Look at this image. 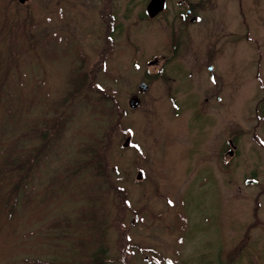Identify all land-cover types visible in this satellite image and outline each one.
<instances>
[{"label":"rangeland","instance_id":"1","mask_svg":"<svg viewBox=\"0 0 264 264\" xmlns=\"http://www.w3.org/2000/svg\"><path fill=\"white\" fill-rule=\"evenodd\" d=\"M110 1L120 29L107 38L99 0H0V162L38 146L17 140L23 133L66 120L14 199V176L0 174V264L89 261L98 230L80 212L90 208L106 264H264V0L250 5L253 25L241 13L239 29L257 39L251 64L243 45L217 60L214 89L196 48L218 47L215 22L206 37L193 28L187 55V27L171 17L180 0L144 21L149 0ZM207 4L201 14L218 13ZM81 75L87 86L75 93ZM228 137L233 155L219 168ZM87 145L115 169L110 180L82 167Z\"/></svg>","mask_w":264,"mask_h":264},{"label":"flooded vegetation","instance_id":"2","mask_svg":"<svg viewBox=\"0 0 264 264\" xmlns=\"http://www.w3.org/2000/svg\"><path fill=\"white\" fill-rule=\"evenodd\" d=\"M28 0H24L23 3H19L17 0L16 2L19 5H24L26 4ZM197 2L194 3L193 0H180L177 1V6L179 7V11L176 12L175 14H173L172 17V21L176 22L179 26H186L187 28V33L185 35L186 40L188 41V44L190 45V47H187L186 49V54L187 55H192V45L194 43L193 40V28H198L199 30H202L204 32V37H206V34L209 31H212V27H210V25L208 24H212V22H215L218 25V28H220L222 31V34H220V36H217V41L218 43V47L215 46H201L200 48H196L203 56H204V60L203 63L205 64L202 67L203 72L205 73V82L207 86L211 87L214 89V85L212 82L215 81V72H214V68H215V64L218 63L217 60H220L221 58L225 57L226 55H231L233 56L236 51L240 48V46H242V48L247 52V56L245 57V61L249 64H251V55L253 54L252 49L255 47L256 43H257V39H256V34H255V30L254 28H252L250 25V27L253 29L252 32L250 33L248 30L241 31L239 29V24L240 21H242V17H241V13L244 12L245 14L247 13V20H248V24H252V15H250V10H251V3L254 0H196ZM209 3H214L216 4L217 1V6H218V13L214 14L213 12L210 11H203V13L201 14V10L199 9V7L204 5V2ZM257 1V0H256ZM100 2V6H99V13H98V19L101 22V27H103L105 30V34L109 33L113 34L116 33L120 27L119 25H117L114 21V16L111 14V1L110 0H99ZM207 4V5H208ZM242 6V8H241ZM170 8V0H165L164 1V8L161 12H159L158 14H156L153 18H157L159 15L161 14H165V12H167ZM107 14V15H106ZM238 14V16H237ZM104 15H106V19L103 17ZM145 15V6H144V11L140 13L139 16V20L140 21H144V19H150L147 18ZM216 15V16H215ZM247 24V21H246ZM245 26V24H244ZM247 27V26H245ZM205 29H207L205 31ZM224 29H230V35L229 36H225L223 31ZM252 34H255L254 37H252ZM108 34H106V37H110ZM179 35L176 37L174 36V38H176L177 42L179 39ZM106 38V39H107ZM112 43V39L110 38L109 40ZM242 42V43H241ZM212 44V43H211ZM228 44V45H227ZM177 46V50H181L180 47V43L178 42V44L176 43ZM216 49H219V54L218 55H214V51ZM234 49H236V51H234ZM184 50L182 49V52ZM228 59L231 57H227ZM153 62H156L155 60ZM169 62V61H168ZM167 62V63H168ZM147 63H152L151 61H147ZM155 65V63L153 64ZM192 67V66H191ZM160 72L162 73V67L159 69ZM161 73H159L161 75ZM191 77L193 75V73H190ZM210 82H208V81ZM144 84V83H143ZM215 98H217V102L219 103L220 99H218L217 96H215ZM207 101V99H205ZM262 118V117H261ZM260 118V119H261ZM260 121V120H258ZM261 122V121H260ZM259 122V123H260ZM236 142V141H234ZM233 139H230L229 137L225 140V142H222L220 147L216 146V163H217V167L220 168V163L224 164L225 163V155H228V159L231 160V153L232 150H234L235 146L232 145ZM225 143L227 145L228 148L231 149H227L226 150V146ZM244 182V181H243ZM247 183H251V185H255V181H246L245 185ZM244 184V183H243Z\"/></svg>","mask_w":264,"mask_h":264},{"label":"trees","instance_id":"3","mask_svg":"<svg viewBox=\"0 0 264 264\" xmlns=\"http://www.w3.org/2000/svg\"><path fill=\"white\" fill-rule=\"evenodd\" d=\"M77 80L79 84L75 87V93L84 90L87 86V84L85 85L86 79L84 75H81V78L79 77V79ZM81 81H84V87L83 84L81 85ZM54 118V121L44 123L45 129H43L45 131L41 132L42 128H33L28 130L26 133H23L17 139H37L39 141V144L38 146H35L31 149L32 153L16 154V151L9 149L6 153V156L0 162V174L6 173L12 174L14 176L15 182L9 190V195H13V199L16 197V194L20 190V188H23L29 181L31 174L37 169L40 158L43 157L44 153L47 151V145L49 144V142L54 138L57 139L64 129L66 120L64 118L62 119V117L59 115ZM83 154L87 155L89 159L84 161L82 167H92L93 174L95 176L110 180L112 176H110L109 174H115V169L113 167L109 168L106 165V163L104 162V157L100 156L99 158V156L93 151V149L88 148V145L87 148L83 149ZM115 190L119 191L116 188ZM89 198H91V195H89ZM4 207H8V216L12 217L13 206H9L8 203L4 205ZM80 217L86 223L85 225H87L88 228L93 229L95 232L96 228L98 230V233L96 232V238L94 239V241H96L98 245L91 253L90 260L86 261L83 264H106L107 247L102 243L103 237L105 235L104 231L102 230L103 222H96L98 217L96 215V211L94 209L92 210V208L88 209V211H81ZM34 264L43 263L35 262Z\"/></svg>","mask_w":264,"mask_h":264},{"label":"water","instance_id":"4","mask_svg":"<svg viewBox=\"0 0 264 264\" xmlns=\"http://www.w3.org/2000/svg\"><path fill=\"white\" fill-rule=\"evenodd\" d=\"M19 3H23L24 0H17ZM164 7V0H149L145 6V14L148 18H153L156 14L162 11ZM140 90L144 91L146 88L144 85L138 87ZM138 106V100L134 97L130 98L128 101V107L134 109ZM129 139H125L122 147L128 146ZM136 178L139 180L141 178V172H137Z\"/></svg>","mask_w":264,"mask_h":264}]
</instances>
